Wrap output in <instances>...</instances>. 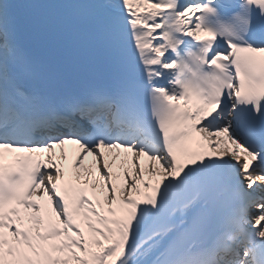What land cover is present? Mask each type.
Returning a JSON list of instances; mask_svg holds the SVG:
<instances>
[{"label":"snow or ice","instance_id":"obj_1","mask_svg":"<svg viewBox=\"0 0 264 264\" xmlns=\"http://www.w3.org/2000/svg\"><path fill=\"white\" fill-rule=\"evenodd\" d=\"M0 264H264V0H0Z\"/></svg>","mask_w":264,"mask_h":264},{"label":"bare ground","instance_id":"obj_2","mask_svg":"<svg viewBox=\"0 0 264 264\" xmlns=\"http://www.w3.org/2000/svg\"><path fill=\"white\" fill-rule=\"evenodd\" d=\"M90 159V158H89Z\"/></svg>","mask_w":264,"mask_h":264}]
</instances>
